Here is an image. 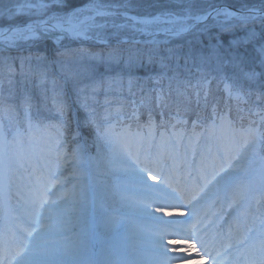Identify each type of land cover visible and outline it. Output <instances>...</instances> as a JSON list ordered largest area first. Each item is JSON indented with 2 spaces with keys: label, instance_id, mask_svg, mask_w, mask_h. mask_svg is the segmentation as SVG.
I'll use <instances>...</instances> for the list:
<instances>
[{
  "label": "snow or ice",
  "instance_id": "snow-or-ice-1",
  "mask_svg": "<svg viewBox=\"0 0 264 264\" xmlns=\"http://www.w3.org/2000/svg\"><path fill=\"white\" fill-rule=\"evenodd\" d=\"M143 3L0 10V264H63L58 234L117 159L187 176L167 195L212 226L213 264H264V0Z\"/></svg>",
  "mask_w": 264,
  "mask_h": 264
},
{
  "label": "rangeland",
  "instance_id": "rangeland-1",
  "mask_svg": "<svg viewBox=\"0 0 264 264\" xmlns=\"http://www.w3.org/2000/svg\"><path fill=\"white\" fill-rule=\"evenodd\" d=\"M11 2H14V0H0V10H2L3 9V5H5V4H9V3H11ZM39 148V145H37V149ZM125 174H128V173H125ZM130 175H132V174H130ZM69 179H72V176L71 177H69ZM87 198H88V194H87ZM96 204H97V201L95 202ZM86 211V210H85ZM109 221L108 220H106V223H105V227H104V222H103V227L105 228V229H107L108 227H109ZM87 227H88V224L86 225ZM107 236H109L108 238H110V239H108V240H115V238H113V237H111L110 235H107ZM72 244H74V243H72ZM104 253V252H103ZM102 256H105V255H107L106 253L105 254H101ZM121 264H126L125 262H121Z\"/></svg>",
  "mask_w": 264,
  "mask_h": 264
},
{
  "label": "trees",
  "instance_id": "trees-1",
  "mask_svg": "<svg viewBox=\"0 0 264 264\" xmlns=\"http://www.w3.org/2000/svg\"><path fill=\"white\" fill-rule=\"evenodd\" d=\"M155 2H151V0H144V3L142 4V10L143 9H149V10H151V11H154L155 10V8H150L149 7V5H152V4H154Z\"/></svg>",
  "mask_w": 264,
  "mask_h": 264
}]
</instances>
